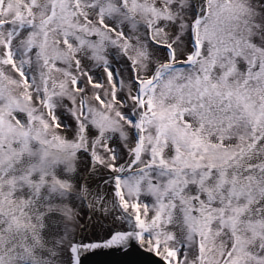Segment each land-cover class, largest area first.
<instances>
[{"label":"snow or ice","instance_id":"snow-or-ice-1","mask_svg":"<svg viewBox=\"0 0 264 264\" xmlns=\"http://www.w3.org/2000/svg\"><path fill=\"white\" fill-rule=\"evenodd\" d=\"M0 264H264V0H0Z\"/></svg>","mask_w":264,"mask_h":264}]
</instances>
